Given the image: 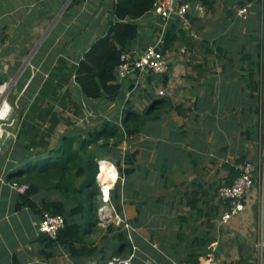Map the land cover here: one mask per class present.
<instances>
[{
  "label": "crops",
  "instance_id": "crops-1",
  "mask_svg": "<svg viewBox=\"0 0 264 264\" xmlns=\"http://www.w3.org/2000/svg\"><path fill=\"white\" fill-rule=\"evenodd\" d=\"M115 1L56 0L50 7L49 0H0V83L19 75L22 67L16 100H9L8 87L11 110L1 120L0 264H99L113 253L120 256L113 232L95 240L100 252L93 257L72 255L52 241L40 229V211L18 206L23 192L12 186L10 174L58 146L66 131L87 134L104 130L110 121L122 125L126 109L143 113L152 105L157 117L126 132L119 146L104 149L98 159L121 174L105 171L100 178L112 177L113 205L132 226L126 230L132 244L127 257L134 264H257L264 179V0H214L204 13L193 14L191 31L182 33L177 25L178 38L165 51L169 72L133 73L118 78L117 98H90L75 80L76 69L108 30ZM244 5L247 17L237 14ZM138 22L139 35L128 51L153 44L161 27L151 11ZM24 56L30 57L28 65ZM15 106L20 110L12 118ZM6 110L0 108V115ZM7 124L14 128L5 129ZM244 160L257 165L255 185L245 209L222 222L227 203L219 188L233 181ZM126 168L132 170L124 174ZM117 183L120 200L113 195ZM34 198L39 204L44 198L66 199L47 188Z\"/></svg>",
  "mask_w": 264,
  "mask_h": 264
},
{
  "label": "trees",
  "instance_id": "trees-1",
  "mask_svg": "<svg viewBox=\"0 0 264 264\" xmlns=\"http://www.w3.org/2000/svg\"><path fill=\"white\" fill-rule=\"evenodd\" d=\"M82 1L73 0V4ZM201 1L207 8L214 5V0ZM154 2L155 0L114 2L108 30L85 52L76 69L75 80L87 97L97 99L106 95L109 99H115L120 94L122 84L117 73L120 55L123 51L130 50L132 42L139 35L138 19L153 8ZM176 28L175 23L168 30L163 47L165 51H168L178 38ZM183 30L181 28L180 32L184 33ZM164 102L165 99H162L159 103ZM156 104L158 103L154 105ZM153 112V105L143 113L130 107L125 111L122 125L118 122L109 123L104 130H91L87 134L78 130L75 133H63L58 146L35 158L39 159V162L31 161L18 173L10 174L12 181L29 185L25 192L20 193L18 206H29L41 214L45 210L62 213L65 215L66 225L60 230L57 239H50L62 244L72 255L95 256L100 249L96 241L89 240L88 236L97 230L98 208L101 205L98 201L101 195L97 179L100 156L98 152L119 146L124 141L126 132L131 129L139 130L146 118H156L157 115ZM119 168L122 170L121 166ZM131 170L132 168H126L124 174ZM118 184L113 190L116 200L121 197ZM44 188L59 190L66 199L44 198L39 204L34 195ZM120 227L110 225L108 232L114 234V249L117 250L118 247L120 256L127 257L126 253L130 252L132 244L127 231ZM116 229L118 230L115 232ZM114 256L115 253L99 264H108Z\"/></svg>",
  "mask_w": 264,
  "mask_h": 264
},
{
  "label": "built area",
  "instance_id": "built-area-1",
  "mask_svg": "<svg viewBox=\"0 0 264 264\" xmlns=\"http://www.w3.org/2000/svg\"><path fill=\"white\" fill-rule=\"evenodd\" d=\"M207 7L199 0H155L153 8L150 10L161 21V27L157 30L155 42L148 45L143 51H123L120 55V63L117 73L119 79H124L134 74L141 77L150 74H165L170 71L171 62L163 49L169 27L177 24L184 30L192 29V17L194 13H204ZM247 5L240 6L237 10L239 16L247 17L249 13ZM5 88L2 90L1 87ZM7 84L0 86V108L7 107L4 114L0 115V135L3 127L1 120L8 117L11 110L7 103ZM164 94V90H160ZM101 165V161H98ZM115 168V167H114ZM116 169V168H115ZM238 174L229 184L219 188V195L226 201L227 208L221 216L222 222H228L232 217L242 212L246 207V200L255 185V175L257 165L251 160H244L238 166ZM117 171V170H116ZM102 170H99L97 179L101 189L100 198L102 204L100 211L105 208L109 210L111 217H114V223L127 230L131 224L120 212L117 211L111 199V192L114 188L111 185L112 177L101 179ZM117 177H120L121 174ZM12 186L20 191L25 192L29 185L12 182ZM257 240L255 243L256 254L255 261L257 264H263L264 258V179L261 181L258 208H257ZM66 225L65 215L58 212L45 210L39 222L40 229L51 239H57L60 230ZM32 264V263H27ZM108 264H134L132 257H113ZM174 264H189L187 261H177Z\"/></svg>",
  "mask_w": 264,
  "mask_h": 264
},
{
  "label": "rangeland",
  "instance_id": "rangeland-1",
  "mask_svg": "<svg viewBox=\"0 0 264 264\" xmlns=\"http://www.w3.org/2000/svg\"><path fill=\"white\" fill-rule=\"evenodd\" d=\"M54 4H56V0H49V5H50V7H52V6H54ZM167 37V36H166ZM165 42H166V40H165ZM165 45V44H164ZM35 51H36V49H33V51L31 52L32 53V55L35 53ZM24 64H29V62H30V57H26V56H24L23 57V61H22ZM22 63V64H23ZM22 66V65H21ZM21 68L22 67H20L19 69H18V73H19V75H17V76H15V77H6V81L5 82H3V83H0V86L1 85H4V84H7V88L8 87H11V89H10V93H9V88H8V90L6 91V93L5 94H7V93H9L10 95H9V100L11 101V103H14L15 102V100H16V97H17V94H16V89H14V86H15V84H16V82L20 79V77H21V74H20V70H21ZM17 73V74H18ZM0 95H1V93H0ZM20 109H19V107H14V109L12 110V113H11V115H12V118H15V115H16V113L19 111ZM10 121H11V119H8V123H10ZM110 123H115V122H113V121H110ZM11 125H13V124H7L6 126H4L5 127V129H8V127L9 126H11ZM11 128H14V125L13 126H11ZM127 135H128V133H127ZM105 151H107V150H103V151H99L98 152V154L100 155V156H102L103 154H101V153H105ZM115 154V153H114ZM54 158H56V157H54ZM99 170H100V168H99ZM110 176V175H109ZM107 177H108V175H107ZM107 179H109V178H107ZM98 201H99V204H102V200L100 199V197L98 198ZM114 217H111V215H110V212H109V210H107V209H104L102 212L100 211V207L98 208V226H97V230L95 231V233L93 234V235H90V236H88V239L89 240H96V239H98V240H103V239H105L104 237H108V235H106V233L108 232V228L110 227V225H112L113 223H114ZM115 224V223H114Z\"/></svg>",
  "mask_w": 264,
  "mask_h": 264
},
{
  "label": "bare ground",
  "instance_id": "bare-ground-1",
  "mask_svg": "<svg viewBox=\"0 0 264 264\" xmlns=\"http://www.w3.org/2000/svg\"><path fill=\"white\" fill-rule=\"evenodd\" d=\"M1 89L3 90V86L1 87ZM109 164L111 165L109 161L105 162V160H101V165H99V168L102 170L101 173L105 174V171H111L109 175L116 176L117 171L112 165L110 167H107Z\"/></svg>",
  "mask_w": 264,
  "mask_h": 264
},
{
  "label": "clouds",
  "instance_id": "clouds-1",
  "mask_svg": "<svg viewBox=\"0 0 264 264\" xmlns=\"http://www.w3.org/2000/svg\"><path fill=\"white\" fill-rule=\"evenodd\" d=\"M99 165V164H98Z\"/></svg>",
  "mask_w": 264,
  "mask_h": 264
}]
</instances>
